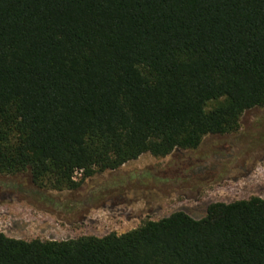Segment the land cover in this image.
<instances>
[{
    "label": "trees",
    "instance_id": "trees-1",
    "mask_svg": "<svg viewBox=\"0 0 264 264\" xmlns=\"http://www.w3.org/2000/svg\"><path fill=\"white\" fill-rule=\"evenodd\" d=\"M256 108L264 0H0V175L79 191L144 154L236 134ZM0 264H264V199L102 237L0 232Z\"/></svg>",
    "mask_w": 264,
    "mask_h": 264
},
{
    "label": "rangeland",
    "instance_id": "rangeland-1",
    "mask_svg": "<svg viewBox=\"0 0 264 264\" xmlns=\"http://www.w3.org/2000/svg\"><path fill=\"white\" fill-rule=\"evenodd\" d=\"M47 195L81 207L66 213ZM252 197L264 199V108L246 112L236 134L207 136L199 148L164 158L144 154L95 174L79 191L40 189L28 171L0 175V232L28 241L124 234L176 211L201 219L211 203Z\"/></svg>",
    "mask_w": 264,
    "mask_h": 264
},
{
    "label": "crops",
    "instance_id": "crops-1",
    "mask_svg": "<svg viewBox=\"0 0 264 264\" xmlns=\"http://www.w3.org/2000/svg\"><path fill=\"white\" fill-rule=\"evenodd\" d=\"M57 200H65V199H58V198H56ZM67 213H71V212H67ZM62 222H64V223H66L67 225H73V224H75V223H77V221H74V220H65V219H60ZM78 222H81V221H78ZM119 234V233H118Z\"/></svg>",
    "mask_w": 264,
    "mask_h": 264
}]
</instances>
